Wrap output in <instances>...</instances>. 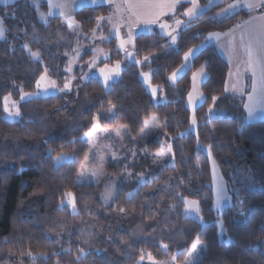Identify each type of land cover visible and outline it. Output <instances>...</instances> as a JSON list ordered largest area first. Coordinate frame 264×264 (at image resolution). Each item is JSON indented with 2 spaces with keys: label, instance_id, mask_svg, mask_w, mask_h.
I'll use <instances>...</instances> for the list:
<instances>
[{
  "label": "trees",
  "instance_id": "trees-1",
  "mask_svg": "<svg viewBox=\"0 0 264 264\" xmlns=\"http://www.w3.org/2000/svg\"><path fill=\"white\" fill-rule=\"evenodd\" d=\"M222 7L211 8L195 19L190 28L180 31L178 49L165 47L168 40L157 31L135 36L136 60L154 57L150 84L158 88L156 103L140 80V73L149 70L147 64L138 67L124 63L118 81L109 91L94 78L80 82L81 70L92 58L90 52L84 51L72 74L74 86L79 85L77 90L75 87L68 93L24 101L18 107L22 118L9 122L4 118L3 98L11 95L13 100H18L21 87L25 93H33L45 67L50 78L63 86L67 76L64 69L75 44L87 43V37L97 27V18L105 17L108 10L106 7L78 10L73 16L79 27L76 36L58 18L40 22L30 0L0 6V21L6 29L5 38L0 40V264H138L141 251L144 256L151 253L155 261L178 254L176 262L181 263L186 249L197 238L201 241L198 264H264V233L261 232L264 119L247 123L244 97L225 93L228 65L212 45L198 51L190 68L175 84L168 80L183 63V53L203 43V37L197 33L206 36L209 31L225 32L248 17L247 12L241 11L222 24L210 23L209 18ZM40 8L45 10V4ZM181 12L177 9L175 17L179 18ZM109 28L102 22L96 32L109 36ZM25 43L31 51L39 52V61L23 49ZM105 48L109 51V63L122 62L114 38L110 36ZM202 66L207 76L200 86L204 99L195 109L197 126L192 132L186 102L192 75ZM248 92L247 83L245 93ZM213 96L219 99L213 105L214 115L210 120L207 113ZM162 98L164 102H160ZM110 105H115L112 113L108 112ZM93 115L99 117L102 129L125 126V137L130 143L144 135L145 121L151 122L155 117L160 127L153 129L145 148L153 155L160 150L162 142L164 146L171 142L173 153L168 163L175 156V167L157 170V178L139 188L136 177L132 175L128 179L121 175L110 211L116 216L139 219L143 225L156 222L158 225L154 232L146 233L150 237L140 240H133L126 230L117 229L113 241L103 242L102 253L86 249L75 230L77 225L89 220L101 231L106 226L99 188L77 183L78 172L89 151L83 136L93 124ZM208 145L213 146L212 157L232 194L233 204L219 214L212 208L210 163L204 150ZM50 148L53 151L48 156ZM62 154L69 155L70 161L55 166L54 160ZM147 164L145 159L129 168L136 174ZM236 169L246 170L254 184V188L242 193L244 215L234 207L241 200L237 201L231 193ZM169 185L175 187L158 191ZM69 192L76 201L79 213L76 216L67 206L59 210L61 200ZM129 192L134 193L130 199ZM177 192L200 203L203 223L184 218V205L177 201ZM174 204L178 207L170 210L169 205ZM121 207L126 209L123 214L119 211ZM217 220L224 222L222 235ZM161 242L169 245L167 253L161 250ZM81 250L87 255L78 259Z\"/></svg>",
  "mask_w": 264,
  "mask_h": 264
},
{
  "label": "snow or ice",
  "instance_id": "snow-or-ice-1",
  "mask_svg": "<svg viewBox=\"0 0 264 264\" xmlns=\"http://www.w3.org/2000/svg\"><path fill=\"white\" fill-rule=\"evenodd\" d=\"M0 2H10V0H0ZM93 4L97 3V0H91ZM105 2L110 3L111 0H105ZM187 3L190 6L186 7L183 12V17H186L187 20L176 18L175 13L177 11L178 6ZM226 0H207V3L204 4L203 7L200 6V0H135V3H128V8L131 11H134L137 15V23H143L145 25H152L158 24L159 29L161 30V34L163 37L168 38V44L165 47L171 46L178 49L179 44V37L182 34L179 29L184 28L185 30L192 26V22L195 19H198L200 15H205L211 8L218 7L222 4H225ZM58 7L61 9L60 15L64 16L67 15L65 8L67 7L65 4H56L53 5L51 0H49V7ZM241 10H247V14L249 15L250 19L247 21H240L238 22L233 28L229 29L225 32L219 31H209L206 36L203 33H197L198 37H203V43L197 45L196 50L200 48L206 47L209 42H215L219 47L229 52V54L233 53L236 50V34L239 32V48L243 51L246 55V70L251 71L253 81H252V93L248 96V102L244 104V109L247 112V121H252L258 119L257 112H264V0H232L230 3H226L225 7L220 8V11L216 12L215 16L209 18L210 23L214 24H222L224 21L231 19L232 17L239 15ZM169 13L173 14L174 23L169 24L164 22L161 17L168 15ZM49 15L51 13L49 12ZM40 19L45 21L46 19L43 15H40ZM105 19L104 17L97 18V28H100V21ZM69 29L75 31L73 26L69 24ZM97 29L92 30V35L95 37ZM6 29L3 25V21H0V40L5 38ZM115 35L116 40L118 43V49L121 53L124 54L126 59L134 58L135 56V45L133 44V50H128L125 45L132 43L134 31L131 27H129L127 32V39H122L121 31L119 26H117L114 30H110L109 36H100L102 41L109 40L111 35ZM23 49L29 53L33 60H39L40 54L39 52H33L29 49L28 44L25 43L23 45ZM75 52V56L70 57L67 66L65 67L64 71L66 73L71 74L72 72V64L76 62V58L80 55L79 48L73 49ZM93 52L96 54L104 55L107 58V54H104L101 49H93ZM194 49L188 48L187 51L183 53V61L184 63L181 64L180 68H177L175 71L168 76V80L171 81L173 84L177 82V78L179 73L188 66V62L193 57ZM65 55H69L65 53ZM154 61V57L144 56L143 61L135 60L137 65H141L142 63L146 62L149 67V72H141V76H143L145 83L149 81L150 72H154L151 68V65ZM95 61L93 60L92 63L89 64V68L94 65ZM204 66L201 67L199 72H195L192 75V84L193 89L196 90L199 88L200 85V78L205 76ZM259 69L260 72V79H259V99L257 98L258 86L257 80L255 77L257 76V70ZM88 73H84L81 76V80L87 76ZM99 75L103 78L104 84L107 87L110 80L113 77H119L120 75V63L118 62L114 68L108 69L107 64L104 68L99 69ZM229 75L231 76L232 73L230 72ZM237 78L234 83L231 84V88H229L228 82H225V93L232 91L234 93H239L243 95V88L244 85L242 83V73H240L239 69L237 70L236 74ZM75 79L74 76L68 75L65 76V83L63 87H59L56 80L50 78L49 70L45 67L44 72L40 75L39 79L36 80V88L37 92L35 93H25L23 91V87H21V96L20 99L24 100L25 98H31L33 96H39L41 94L46 95L49 89H52L58 93L61 92H71L73 90L72 81ZM153 100L156 99L157 87H153L150 83L148 84ZM15 87V84H13ZM79 87V85H76ZM162 91V89H160ZM200 93H196L194 95L193 92H189L187 96V107L189 109H193L195 107L196 100L201 98ZM4 107L3 112L6 114V119L9 122H16L21 117L20 109L16 106L15 103H10L11 95H7L4 98ZM219 99L217 96L212 97V105L209 106L208 109V118L211 120L214 112H213V105H215L216 101ZM115 105H110L108 108V112L112 113L113 108ZM99 117L96 115L92 116L93 124L91 128L84 132V136L88 137L87 143L90 147H95V141L98 138L96 133L99 131V125L97 123ZM189 123L192 128H196L197 120L195 115L193 114L189 118ZM145 127H157L159 128L160 125L156 123L155 117L152 118L151 124L148 121L144 123ZM125 127V126H121ZM116 136H121L122 133L119 128L115 131ZM184 135V134H181ZM74 141H69L72 143ZM47 143V141H44ZM165 142L161 143L160 151L156 153V159L153 160V164H157L160 166V170L163 171L165 168H172L175 167V156L173 155V161L169 163H163L164 157L167 153H173V145L171 142H166L167 147L164 146ZM212 145L207 146V152L210 162L213 165V172H214V179H213V191L216 193V200L213 204V208H218L221 204V201L224 199H228L225 195L224 186L222 183H217L215 178V169L216 164L215 160L212 157ZM197 148L199 150V136H197ZM53 149L48 150V156H51ZM135 156V152H133ZM70 158L65 156L56 157V163L59 164L62 161H66ZM100 159L103 160V154H100ZM113 159H116L115 153L113 154ZM92 176L94 178V182L99 184L100 176L95 172H89L87 167V157L85 163L81 164V170L78 172V176L80 177V181H83L87 176ZM131 175V174H129ZM157 177L153 175L150 179L145 180L143 174H141V178L138 182L139 186H143L146 183H151ZM180 184H183V181H180ZM174 185H169L168 188H161L158 191H170ZM115 188V183H111L110 185H106L104 192L102 194V200L104 206H107L110 200L113 199V190ZM137 188V190H138ZM134 193L129 192L128 198L130 199ZM177 201H182L184 205V218L189 219L193 218L192 214H195L196 217H200L201 223H203V217L200 216L201 207L200 203L195 199H189L187 195H182L181 192L176 193ZM68 206L72 209V215L76 216L79 213L77 212V205L75 198L73 197L72 193H67L66 198L61 200L60 204V211L64 210L65 206ZM159 207V206H158ZM178 207V204L169 205L170 210H174ZM238 213L240 215H244V202H241L238 205H235ZM120 213H125L126 209L121 207L119 209ZM217 225L220 229V234L224 233V222L221 220H217ZM261 232L264 233V225L261 226ZM201 244V241L197 238L193 240L192 244L186 249L187 254L185 255L184 264H198L197 261V248L198 245ZM160 248L162 251L167 253L169 251V245L166 243L161 242ZM58 255L59 253H54ZM31 257V252L28 253ZM87 255L86 253L81 250L80 256L78 259L82 258L83 256ZM178 254L172 255L171 264H176ZM145 258L143 251H141L139 260L143 261ZM147 258L149 261H152V264H156L151 253L147 254ZM35 260V257H32ZM139 264V262H138Z\"/></svg>",
  "mask_w": 264,
  "mask_h": 264
},
{
  "label": "rangeland",
  "instance_id": "rangeland-1",
  "mask_svg": "<svg viewBox=\"0 0 264 264\" xmlns=\"http://www.w3.org/2000/svg\"><path fill=\"white\" fill-rule=\"evenodd\" d=\"M32 6L39 13L38 14L39 21L42 23H45V21H42L40 19V15H43L45 17V14L42 12V10L39 11L37 1H33ZM114 12H116V14ZM114 12L110 10V12H109L110 14L107 15V21H108V24H109L108 26L110 27L109 28L110 30H114L117 26H119L122 39H127V32H128L129 27H131L134 31L132 43L125 45V47L130 51L133 50L134 37L136 35H138L140 33L150 34L153 31H155L154 29L152 30L153 27H146L143 25L140 26L137 23L134 24L136 22V20H134V19H137V15L135 14L134 11H131V10L124 11V10H119V9L117 10L116 9V11L114 10ZM128 12H130L131 14L133 13L136 18L133 19L131 16H128ZM45 19H46V17H45ZM101 23H102V20L100 21V25H101ZM69 24H71L73 26L75 31L68 29V27L65 25L67 30L72 34L74 32L75 33L74 35L78 36L79 35L78 24L74 21V19L71 23H68V25ZM95 29H98V28L96 27ZM183 29L184 28L179 29L178 31H182ZM157 32L160 35H162L159 27H158ZM101 35H103V34L100 32H96L95 37H93L92 32H91L90 35L87 37V43L84 46L80 45L79 43L75 44L74 49L79 48L80 55H79V57L76 58V62L72 64L71 74L66 73V72L65 73L67 76L72 75L74 69L76 67H78V62H79L83 52L88 51L92 54V58L90 60H88L86 62V64L84 65V68H82L83 70H81V76L84 73H88V75L85 76V78L83 80H81V77H80L79 78L80 82H84L89 78H94V79L98 80V82L102 85V87L106 91H109L111 89L112 84L117 82L119 77L114 76L113 79L109 81V83L106 87L104 84L103 78L100 77V75H99V69L104 68L106 64H107L108 69H112L115 67V65L118 62L109 63L110 55H109V51L105 48V45L110 41V38H109V40L102 41L100 39ZM111 37L116 40L114 34L111 35ZM165 38L168 40L167 37H165ZM118 43L119 42L116 40V48L119 51ZM94 48L101 49L104 54H107V58H105L104 55L94 53L93 52ZM198 51L199 50H196V48L194 49L193 57L188 62V66L185 67L184 69H182V71L179 73L177 80L190 68L192 60L197 55ZM119 53L122 56V62H119L120 63V73L122 71V66L124 63L137 65L135 63V60H136L135 56H134V58L126 59L123 53H121L120 51H119ZM75 55H76L75 52H73L70 57L75 56ZM39 60H35V61H39ZM93 60L95 61V63L91 68H89V64L92 63ZM68 62H69V60H68ZM68 62H67V64H68ZM183 63H184V61H183ZM144 64H147V63L144 62L141 65H137V66L141 67ZM43 72H44V70H43ZM144 72H149V70L144 71ZM206 77L207 76L205 75V76H202L200 78V85H199V88L196 90L193 89V84L191 81L190 92H193L194 95L197 92L202 94V92L200 90V86L205 81ZM140 80H141L142 84L144 85V87L146 88V90L149 92V94L152 97L151 90L148 86V84L150 83V75H149L148 83H145L144 78L141 75H140ZM74 81H75V79L72 81V84L74 83ZM170 83L173 85V83L171 81H170ZM59 87H63V86H59ZM75 87L76 86H74V84H73V89ZM77 88L78 87H76V90H77ZM37 91L38 90L36 88L33 93H35ZM63 93H68V92L58 93L52 89H49L46 95L41 94L39 96H33L31 98H25L24 100H21L20 97L18 100H13L11 98L10 103H15L16 106L19 107V104H21L24 101H29V100H33V99H39V98H45L48 96H55V95L63 94ZM157 94H158V91H157ZM156 99H157V95H156ZM156 99L153 100L155 103L157 102ZM203 99H204V97L202 94L201 98L196 100L195 107L193 109H189L187 107V109L190 112V116H192L195 112V109L202 104ZM160 102H164V99L162 98ZM186 106H187V102H186ZM3 107H4V103H3ZM207 116H208V113H207ZM5 117H6V114L4 113V118ZM151 122H152V120H151ZM151 122H149V123L151 124ZM97 123H98V121H97ZM117 128L120 129V131L122 133V137L115 135V131ZM117 128L109 130V129H102L99 126V131H98V133H96V136L98 138L95 141V147H90L89 144L87 143L88 137L83 136V140L86 142V144L88 145V148H89V151L86 155L88 170H89V172H95V173L99 174L100 182H99V184L95 183L94 178L89 175L83 181L79 182V184H83V183L92 184V185H95L99 188L100 202H101V205L103 207L102 216L106 220V226H105L104 231H101L94 221L89 220L87 222L85 221V222L77 225L75 227V230L78 231L79 235L82 237V241H83L85 248L90 250V251H93L95 253H102L104 251L103 242L113 241L114 240V233H115V230H117V229H124L129 233V235L131 236V238L133 240H140L143 238L150 237V236H147L146 233L147 232H150V233L154 232L155 227L158 225V222H156L155 224H153L151 226L150 225H143L140 223L139 219H136L134 217H129V216L128 217L116 216L115 214H113L110 211L109 207L111 206V204L115 198L116 191L120 185L121 175H124V177H126L128 179H130L133 175L134 177H136V180L139 182V180L141 178V174H143V177L145 180H148L153 175L156 174L157 170L160 169L159 165L153 164V160L156 159V153L153 155H150L148 152V149L145 148V143L148 141V139L151 136L153 129H155L156 127H146V132L144 133V135L139 140L132 142V143H130L126 139L125 133H124V128L123 127H117ZM195 129L196 128H192L190 125V128H189L190 131L193 132V131H195ZM166 147L167 146H165V148ZM204 150H205V152H207V149H204ZM133 152H135V156L133 155ZM101 153L103 154V160L100 159ZM114 153L116 155V159H113ZM207 154H208V152H207ZM60 156H65V157H68L71 159V157L69 155H66V154H62ZM86 157H85L83 163H85ZM169 157H171V154L167 153L164 157L163 163H168ZM70 159H68L66 161H62L59 164L56 163V159H55L54 164H55V166H60L63 163L69 162ZM145 159H148L149 164H147V165H145V167L141 168V172H137L136 174L135 173L133 174V170H131L129 167L131 166V168H133L134 164H137V163L142 162V161L145 162ZM209 163H210V171H211V178H212L211 187H212V193H213V200L215 202L216 193L213 191V179H214L213 165L210 162V160H209ZM80 170H81V167H80ZM117 170H119V171H117ZM233 173L234 174L232 175L231 193H233L235 198L237 199V201H239L242 199L243 191L254 188V184H253V182H252V180H251V178H250V176L246 170L236 169V170H234ZM129 174H131V175H129ZM215 178H216L217 183L223 184L225 195H226V197H228V199H224L221 201V204L218 208H213V206H212L213 211L215 213L219 214L221 210H223L226 207L231 206L233 204V202L231 199L232 194H230V191L228 190V186L225 183L224 179L222 178L221 173H220L217 165H216V169H215ZM78 181H80L79 176L77 177V183H78ZM113 182L115 183V188L113 190V199L109 201L107 206H104L103 200H102V194L104 192L105 186L110 185ZM214 202H213V204H214ZM68 208L72 212V209L70 207H68ZM183 214H184V210H183ZM192 217L193 218H189V219H193V220H196L197 222L201 223L200 217H196L195 214H192ZM219 234H220V231H219ZM199 256H200V246L198 245L197 259L199 258ZM171 260H172V257H169V258L162 260V261H156V264H171ZM142 263L152 264V261L148 260L147 254H145V258L143 261H139V264H142ZM176 264H184V260L181 263L176 262Z\"/></svg>",
  "mask_w": 264,
  "mask_h": 264
},
{
  "label": "crops",
  "instance_id": "crops-1",
  "mask_svg": "<svg viewBox=\"0 0 264 264\" xmlns=\"http://www.w3.org/2000/svg\"><path fill=\"white\" fill-rule=\"evenodd\" d=\"M18 1H20V0H10V2H0V6H2V7L11 6V5L15 4ZM33 1H37L39 11L42 10L40 8V5L41 4H45V10H42V12L45 14L46 19L58 18L68 27V29H69L68 23H71L73 21L74 14L78 10H80L82 8L106 7L107 10H108L107 15H109L110 14L109 13L110 10L113 11V12H114V10L116 11V9L117 10L119 9V10L128 11L129 10V8L127 6L128 3H135V0H111L110 3L105 2V0H97L96 4H93L91 2V0H51L53 5L65 4L67 6L65 8V11H66L67 15L61 16L60 15L61 9L58 8V7H55V6L50 8L49 7V0H30L31 4L33 3ZM230 2H232V0H226V3H230ZM206 3H207V0H200V6L201 7H203L204 4H206ZM226 3L222 4L223 7L226 6ZM188 6H190V5L187 4V3H184V4L180 5V6H178L177 9H180L182 11L181 12V16L179 17L180 19L187 20L186 17H183V12H184L185 8L188 7ZM241 11L247 12V10H241ZM49 12L51 13V15H49ZM114 13L116 14V12H114ZM107 15L104 17L105 19H103L102 22H105V23L108 24ZM128 16H131L133 19L136 18L135 15L133 13L131 14L130 12H128ZM161 19L164 22H167L169 24H173L174 23V17H173L172 13H169L168 15L161 17ZM249 19H250V17L248 15V17L246 19H243V20H240V21H247ZM134 20H136V22L134 23V24H136L137 23V19H134ZM139 25L140 26L143 25V26H146V27H153L152 30L154 29L155 31H158V24L145 25L143 23H139ZM73 34H75V33L73 32ZM207 45L214 46L215 49L217 50L218 54L220 55V57L223 58L224 61L227 63V65H228V74H227L225 82H228L229 88H231V84L234 83L236 78H237V76H236L237 70L239 69L240 73H242V76H243L242 83L244 85L243 95H241L239 93H234L232 91H229L226 94L232 95V96H236V97H244V104L247 103L248 102V96H249V94L252 93L253 77H252L251 71L246 70L247 57L243 53V51L239 48V32H237V34H236V50L233 53H231V54H229L228 51H226V50L222 49L221 47H219L215 42H209ZM195 48H197V47H195ZM195 48H193V49H195ZM201 49L202 48H200L199 51ZM200 69H201V67L196 72H198ZM230 72L232 73L231 76L229 75ZM255 79L257 80V86H258L257 98L259 99V79H260L259 69L257 70V76L255 77ZM247 83H248V86H249V92L245 93V89H246ZM224 89H225V84H224ZM244 104H243V110H244V113H245V121L247 123H254V122L261 121V120L264 119V112H259L258 111L257 112L258 119H255V120H252V121H247L246 120L247 112L244 109Z\"/></svg>",
  "mask_w": 264,
  "mask_h": 264
}]
</instances>
